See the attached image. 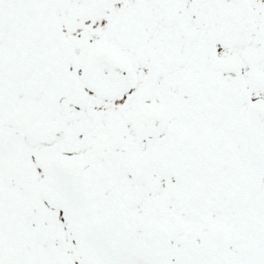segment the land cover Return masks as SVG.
Masks as SVG:
<instances>
[{"label": "snow or ice", "instance_id": "obj_1", "mask_svg": "<svg viewBox=\"0 0 264 264\" xmlns=\"http://www.w3.org/2000/svg\"><path fill=\"white\" fill-rule=\"evenodd\" d=\"M0 264H264V0H0Z\"/></svg>", "mask_w": 264, "mask_h": 264}]
</instances>
